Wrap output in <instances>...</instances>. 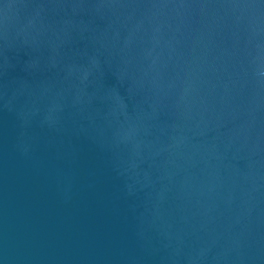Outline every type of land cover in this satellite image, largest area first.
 <instances>
[{"label": "water", "instance_id": "obj_1", "mask_svg": "<svg viewBox=\"0 0 264 264\" xmlns=\"http://www.w3.org/2000/svg\"><path fill=\"white\" fill-rule=\"evenodd\" d=\"M0 264H264V0H0Z\"/></svg>", "mask_w": 264, "mask_h": 264}]
</instances>
